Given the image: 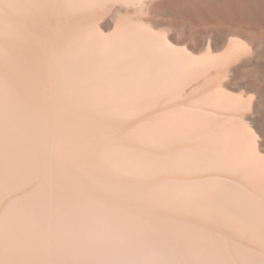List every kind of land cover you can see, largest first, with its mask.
Here are the masks:
<instances>
[{
    "label": "bare ground",
    "instance_id": "obj_1",
    "mask_svg": "<svg viewBox=\"0 0 264 264\" xmlns=\"http://www.w3.org/2000/svg\"><path fill=\"white\" fill-rule=\"evenodd\" d=\"M76 257L264 264V0H0V264Z\"/></svg>",
    "mask_w": 264,
    "mask_h": 264
},
{
    "label": "rangeland",
    "instance_id": "obj_2",
    "mask_svg": "<svg viewBox=\"0 0 264 264\" xmlns=\"http://www.w3.org/2000/svg\"><path fill=\"white\" fill-rule=\"evenodd\" d=\"M77 258V259H76ZM76 258H74V259H72L71 261L70 260H63V259H61V261L63 262L64 261V263L65 264H77V263H80V264H94V261H93V259L91 258V260H89L88 259V257H85V258H80V257H76ZM79 258V259H78ZM86 259V260H85ZM77 260V261H76ZM69 261V262H68ZM96 263V262H95ZM96 264H98V263H96Z\"/></svg>",
    "mask_w": 264,
    "mask_h": 264
}]
</instances>
